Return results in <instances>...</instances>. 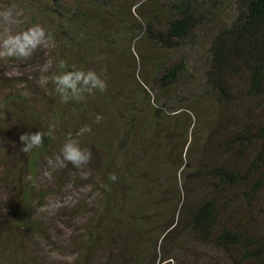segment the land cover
I'll return each mask as SVG.
<instances>
[{
  "label": "trees",
  "instance_id": "1",
  "mask_svg": "<svg viewBox=\"0 0 264 264\" xmlns=\"http://www.w3.org/2000/svg\"><path fill=\"white\" fill-rule=\"evenodd\" d=\"M12 5L52 48L0 59L5 252L35 229L38 170L71 137L91 159L64 170L89 172L79 180L95 196L76 264H211L206 252L264 264V0H0V11ZM44 53L49 77L94 71L104 91L61 103L50 80L35 90L37 108L32 81L5 73L42 64ZM36 131L48 134L42 144L19 151V136Z\"/></svg>",
  "mask_w": 264,
  "mask_h": 264
},
{
  "label": "rangeland",
  "instance_id": "2",
  "mask_svg": "<svg viewBox=\"0 0 264 264\" xmlns=\"http://www.w3.org/2000/svg\"><path fill=\"white\" fill-rule=\"evenodd\" d=\"M21 29H26L22 27V23L2 24L0 25V34L5 31L15 34ZM51 48L50 45L39 47V50L34 52L38 54L41 51L45 52V49L49 51ZM42 60V64L20 72L23 76L26 74L27 77L21 75L12 77L13 80L18 79L20 82H22V78H25L27 83L32 81L29 85L32 93L30 99L37 108H43L41 98L35 93V90L40 85L38 83L42 75L40 66L45 63V53ZM48 72L43 73V75H48ZM34 77L36 78L35 81H33ZM34 84L36 88L33 87ZM40 88L45 91V86H40ZM5 172L6 167L0 160L1 204L7 201L11 195L10 186H6L2 182ZM46 172L48 173L47 176L45 175ZM83 173H87V176L90 175L89 172L81 169L78 176L80 177ZM79 177L73 178L71 174L64 170V167H49L48 160L41 164L36 182L39 191L43 192L44 200H42V207L31 209L32 219L35 220V229L25 235L18 232V250L14 253V256H10L5 252L8 243L0 235V264H76V245L81 239L84 225L88 224L92 218L90 212L95 208V196L92 190L87 188L86 182L79 180ZM88 179L90 180V178ZM258 205L264 208V200H261ZM8 217L5 212L0 211V228L2 230L10 226ZM256 230L264 234V212L257 223ZM206 254L208 263L225 264L222 256L207 252ZM94 264H101V262L97 258Z\"/></svg>",
  "mask_w": 264,
  "mask_h": 264
},
{
  "label": "clouds",
  "instance_id": "3",
  "mask_svg": "<svg viewBox=\"0 0 264 264\" xmlns=\"http://www.w3.org/2000/svg\"><path fill=\"white\" fill-rule=\"evenodd\" d=\"M23 16L22 10L12 5L0 11V24H18L23 21L20 19ZM52 37L50 33H46L45 29L39 24H33L26 29H21L10 34L5 31L0 34V59L3 58H15L18 60H25L31 57L35 50L39 47L49 46ZM60 68H63V63H60ZM52 67V61L47 60L40 66V72L42 73L38 83L41 87H44L49 83L54 85V91L59 95L61 103H67L69 99L78 98L83 99L85 94H92L93 90L103 92L105 89V82L94 71H81L71 70L60 72L57 75H43L47 73ZM5 75L9 78L18 77L21 73L16 67H12L10 72H6ZM19 88H23V84L17 85ZM27 96V92L21 93ZM101 117L96 116V122H99ZM91 129L85 125L82 127L77 135H83L90 132ZM47 133L36 131L35 133L25 132L19 136V141L22 147L19 151L23 153H29L32 149L39 147L42 144V137H46ZM91 159V153L88 149L81 147L71 137L67 138L63 143L60 154L57 155L54 160H48L49 167L65 166V162L70 163L75 168H83ZM47 176L48 173L46 172ZM83 178H87V173H83ZM27 180H31L32 177H26ZM111 180H115V176L110 177Z\"/></svg>",
  "mask_w": 264,
  "mask_h": 264
}]
</instances>
